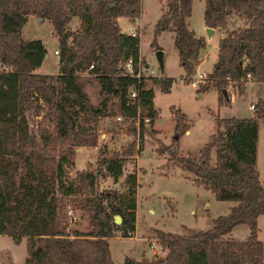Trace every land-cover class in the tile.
Returning a JSON list of instances; mask_svg holds the SVG:
<instances>
[{
    "label": "trees",
    "instance_id": "1",
    "mask_svg": "<svg viewBox=\"0 0 264 264\" xmlns=\"http://www.w3.org/2000/svg\"><path fill=\"white\" fill-rule=\"evenodd\" d=\"M141 0H0V234H9L14 243L24 237L23 264H263V245L257 237L256 218L264 215V186L255 168L257 120L264 119V102L253 104L251 117H216L217 129L210 133L196 156L177 154L171 145L187 129L174 112V136L156 148L168 151L178 167L194 176L219 199L233 201L229 211L213 219V225L191 234L154 229L163 253L139 259H111L107 237L119 230L128 236L134 229L135 173L125 175L127 193L104 190L96 194L95 176L84 168L74 169L65 179L78 146H95L98 128L77 129L66 105L80 104L94 118V107L81 88L79 73L87 71L99 84L104 108L115 101V125L136 131L137 148L145 130L143 117L151 125L156 110L153 89L139 78L138 96L131 101L127 90L137 82L134 75L123 74L120 61L131 58L135 72L144 63L139 55L138 34L121 31L117 16L136 17ZM192 0H163L164 7L154 25V33L167 26L173 31V45L183 79L193 72L203 38L196 37L186 25ZM203 22L212 28L224 27L231 15L241 20L224 29L217 38L216 61L207 80L197 87L214 85L221 100L229 103L228 84L240 94L246 81L264 82V0H203ZM29 15L46 18L57 40L56 73L36 69L46 52L40 39L25 40L21 26ZM72 16L78 27L69 30ZM154 50L159 46L153 41ZM91 64V67L89 65ZM162 92L172 80L153 77ZM226 89L225 99L222 89ZM218 97V98H219ZM38 116L34 128L28 114ZM113 111L109 112L112 115ZM114 114V115H115ZM130 143L122 152L131 153ZM214 149V160L210 152ZM100 156L104 151L98 149ZM121 153L113 151L99 157L116 178L121 174ZM66 199V200H65ZM85 217L89 230H66V206ZM119 214V224L113 223ZM236 224H245L248 234L236 239L226 234Z\"/></svg>",
    "mask_w": 264,
    "mask_h": 264
},
{
    "label": "rangeland",
    "instance_id": "2",
    "mask_svg": "<svg viewBox=\"0 0 264 264\" xmlns=\"http://www.w3.org/2000/svg\"><path fill=\"white\" fill-rule=\"evenodd\" d=\"M202 0H194L191 5L190 18L193 22L201 21ZM163 0L140 1V31L138 50L139 55L147 63L141 64V74L146 86L153 89V107L156 116L151 125L145 122V130L141 139V149L137 148V136L131 130L116 124L115 101L108 99L105 107L100 104L102 99L99 84L92 74L87 71L79 73V82L82 90L87 95L90 103L100 110L94 118L79 103L67 104L66 107L75 119L77 129H91L93 124L98 128V141L95 146H83L81 150L75 148V153L68 166L65 179L73 175L74 169L84 168L95 176L94 191L96 194L104 190L126 194L128 189L125 175L135 173L134 187V229L128 236H122L119 230H115L112 236L107 237L111 259L114 262H122L125 257L139 259L141 256L152 254L149 242L157 243L154 237V229L175 232L179 234H191L197 230H203L213 225V219L224 215L229 211L233 201L219 199L209 188L194 180L193 174L183 171L178 167L174 158H170L169 152L158 153L156 148L168 144L174 136L173 127L174 112L181 116V122L185 123L188 131L181 132L177 143L171 145V149L177 154L196 156L197 150L208 140L210 133L223 128L216 123V117H251L254 115V104L259 97L258 85H249L238 94L234 93L229 103L220 99L219 91L214 85L203 90L185 83L180 76L181 68L178 65V56L173 47V37L170 27L163 28L154 33V25L161 9ZM122 25L127 27V22L122 19ZM70 24V23H69ZM132 24V23H131ZM241 24V20L233 15L227 18V26L235 28ZM135 28L137 23L132 24ZM23 39H40L46 48V56L36 69L38 73H56L57 71V40L46 18L39 19L29 15L21 26ZM161 45L164 48L163 71H160L154 58V46ZM57 50V49H56ZM214 49L210 48L205 57L202 68L208 71L213 59ZM203 71L196 70L195 72ZM204 71V72H205ZM152 74H151V73ZM169 77L172 82L167 92L159 89V84L153 82V77ZM233 90V88H232ZM235 91V90H234ZM264 92V90H263ZM264 96V95H263ZM219 97V98H218ZM113 111L112 115L109 112ZM115 114V115H114ZM28 122L34 128L38 119L34 113L28 114ZM256 133L255 168L259 180L264 186V119H258ZM123 132V134H121ZM133 144L131 153L122 151ZM98 149L104 151L100 156ZM121 153V176L114 178L104 168V165L96 164V160L110 152ZM214 160V149L210 152V162ZM66 200V199H65ZM70 209V212L67 210ZM66 230L71 233L73 229L86 232L89 230L85 217L79 216L77 211L66 206ZM258 228L257 237L263 245L264 264V215L256 218ZM248 227L245 224H236L226 234L236 239L245 238ZM163 253V252H162ZM26 256L24 237L18 243H14L9 234H0V264H23Z\"/></svg>",
    "mask_w": 264,
    "mask_h": 264
},
{
    "label": "crops",
    "instance_id": "3",
    "mask_svg": "<svg viewBox=\"0 0 264 264\" xmlns=\"http://www.w3.org/2000/svg\"><path fill=\"white\" fill-rule=\"evenodd\" d=\"M193 3H194V0L191 1V5ZM203 7H204V2L201 5V10H202V13H201V15H202L201 21H195V22L192 21V19L190 18L191 10H190L189 16L186 17L185 21H186L187 27L193 31V33H194V35L196 37H202L203 38V45L200 47L199 52H198V56H197L196 60L194 61V69H193V71H196V70H203V71H205L202 68V65H203V62L205 60V57L208 55L210 48H213L214 49V55H213V59L211 60L210 68H209L208 71H205L206 73H208V72L211 71L212 66H213V63L216 61L217 38L222 34V31H224V29H232V28L228 27L227 26V22H226V24H225L224 27H221V28H212L213 31H212L211 35L209 37H207L205 35V31H204L206 25L203 22ZM122 19H125V22H127L126 23L127 24V27H125V26L122 25V21H121ZM116 22L119 25L121 31H123L125 33H129V31L131 29H135V32L138 33V37H139V31H140V26H139L140 14L138 16H136V17H132V16H117L116 17ZM131 23L132 24L137 23L138 26L135 28ZM78 24H79L78 18L76 16H72L70 18L69 22L67 23V27L69 28V30H74L75 28L78 27ZM239 25H237V26H239ZM171 32H172V37H173V34L174 33H173L172 30H171ZM158 48H160V49H162L164 51V48L161 45H159ZM54 50H56V49H54ZM144 66H147V63L146 62L144 63ZM163 69H164V65H163ZM181 70H182V68H181ZM182 75H183V71H181V73H180V76H182ZM252 84L258 85L261 88L262 93H260V91H259V97H263V98H261V100H263V102H264V96H263L264 95V92H263V90H264V82L263 81H251V80H248V81H246V83L244 85V88L245 87L247 88L249 85H252ZM244 88H243V90H244ZM232 92H236V91H234V89L233 90H229V94H230L229 98H230V101H231V98L234 96V93H232ZM250 103H253V102H250ZM187 131H188V128L186 130H184L183 133H185ZM82 147L83 146H80L78 149L81 150ZM120 176H121V174H120Z\"/></svg>",
    "mask_w": 264,
    "mask_h": 264
},
{
    "label": "built area",
    "instance_id": "4",
    "mask_svg": "<svg viewBox=\"0 0 264 264\" xmlns=\"http://www.w3.org/2000/svg\"><path fill=\"white\" fill-rule=\"evenodd\" d=\"M128 34H131V35H134V34H138L137 32H135V29H131L129 31ZM56 52V50L54 51ZM120 65L123 69V74H128V75H134L136 78H137V82L132 85L128 90H127V97L133 101L139 94V90H140V84H139V78L140 76H142L141 74V68L139 65L137 67V70L135 72L132 71V68H131V58L128 56L126 59L120 61ZM89 67H91V64L89 65ZM151 73V72H150ZM152 74V73H151ZM183 78V75L181 76ZM184 80V79H183ZM207 80L206 78V72L204 71H198V72H195L193 71L187 78V80H184L185 83H188L190 84L191 86L193 87H198L200 84H203L205 81ZM232 85L231 84H228V90H232ZM249 107L250 108H253V104L250 103L249 104ZM115 118L117 120H120L121 117L119 115H116ZM143 122H148V117H143ZM137 119L135 120V127H136V131H135V135L137 136ZM123 134V132L121 133ZM68 212H70V209L67 210ZM148 246L151 248V252L152 253H155V254H162L163 250H162V246L157 242H149L148 243Z\"/></svg>",
    "mask_w": 264,
    "mask_h": 264
},
{
    "label": "water",
    "instance_id": "5",
    "mask_svg": "<svg viewBox=\"0 0 264 264\" xmlns=\"http://www.w3.org/2000/svg\"><path fill=\"white\" fill-rule=\"evenodd\" d=\"M38 18L41 19L40 17H38ZM204 31H205V35L207 37H209L211 35L213 29H212V27L206 26ZM153 55H154V58L156 60V63H157L159 70L163 71V52H162V50L160 48L155 49L153 52ZM45 56H46V54H44V57ZM222 95L225 99L228 98L225 88L222 89ZM112 218H113V223H115V224H119L121 221V217L119 214H113Z\"/></svg>",
    "mask_w": 264,
    "mask_h": 264
}]
</instances>
